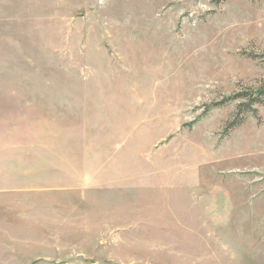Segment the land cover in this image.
<instances>
[{"label":"rangeland","instance_id":"obj_1","mask_svg":"<svg viewBox=\"0 0 264 264\" xmlns=\"http://www.w3.org/2000/svg\"><path fill=\"white\" fill-rule=\"evenodd\" d=\"M260 89L264 0H0V264H264Z\"/></svg>","mask_w":264,"mask_h":264},{"label":"trees","instance_id":"obj_2","mask_svg":"<svg viewBox=\"0 0 264 264\" xmlns=\"http://www.w3.org/2000/svg\"><path fill=\"white\" fill-rule=\"evenodd\" d=\"M256 95L257 96H264V90H262V89H260V90H258L257 92H256ZM256 102H260V101H255V103ZM249 105H248V108H252V105H251V103H248Z\"/></svg>","mask_w":264,"mask_h":264}]
</instances>
